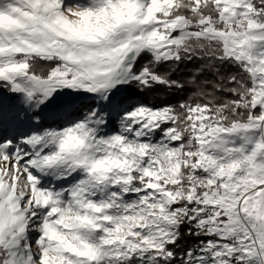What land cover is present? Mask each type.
I'll use <instances>...</instances> for the list:
<instances>
[{
    "label": "snow or ice",
    "instance_id": "6c2138e0",
    "mask_svg": "<svg viewBox=\"0 0 264 264\" xmlns=\"http://www.w3.org/2000/svg\"><path fill=\"white\" fill-rule=\"evenodd\" d=\"M0 264H264V0H0Z\"/></svg>",
    "mask_w": 264,
    "mask_h": 264
}]
</instances>
